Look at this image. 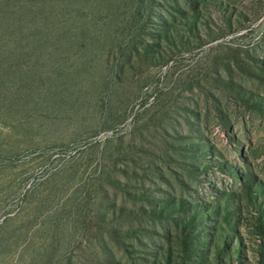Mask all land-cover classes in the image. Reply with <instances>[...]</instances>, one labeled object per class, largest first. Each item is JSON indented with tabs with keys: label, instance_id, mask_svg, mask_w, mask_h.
I'll return each mask as SVG.
<instances>
[{
	"label": "rangeland",
	"instance_id": "rangeland-1",
	"mask_svg": "<svg viewBox=\"0 0 264 264\" xmlns=\"http://www.w3.org/2000/svg\"><path fill=\"white\" fill-rule=\"evenodd\" d=\"M264 0H0V264H264Z\"/></svg>",
	"mask_w": 264,
	"mask_h": 264
},
{
	"label": "trees",
	"instance_id": "trees-1",
	"mask_svg": "<svg viewBox=\"0 0 264 264\" xmlns=\"http://www.w3.org/2000/svg\"><path fill=\"white\" fill-rule=\"evenodd\" d=\"M263 256H264V253H261V257L263 258ZM114 264H117V263H114Z\"/></svg>",
	"mask_w": 264,
	"mask_h": 264
}]
</instances>
